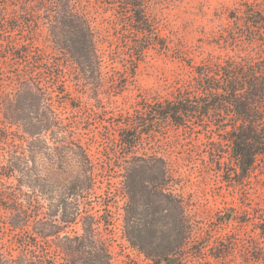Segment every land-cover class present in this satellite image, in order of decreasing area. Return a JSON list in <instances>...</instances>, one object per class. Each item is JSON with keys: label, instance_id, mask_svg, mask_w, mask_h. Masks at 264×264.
Listing matches in <instances>:
<instances>
[{"label": "trees", "instance_id": "16d2710c", "mask_svg": "<svg viewBox=\"0 0 264 264\" xmlns=\"http://www.w3.org/2000/svg\"><path fill=\"white\" fill-rule=\"evenodd\" d=\"M240 1L239 8L229 16L232 24L223 29L218 45L225 41L236 47L243 40L248 46L259 44L258 57L242 50L231 56H211L200 66H192L196 76L178 88L174 99L135 106L133 113L123 112V119L114 122L122 129L119 146L124 152L121 157L115 153L109 156L124 161L121 168L130 183L125 187L129 199L132 200L135 189L134 176L150 169L149 160L134 156L137 133H149L157 124L171 122L184 127L217 115L221 118L216 120L218 126L232 127L228 140L237 166L234 175H250L258 162L264 164V8L260 3ZM154 2L0 0V75L5 76L3 65L9 58L15 62L14 78L11 76L14 94L3 95L0 102V240L5 228L18 234L30 232L26 239L17 238V249L0 247V264H113L114 240L103 238L100 222H85L81 234L73 230L81 215L78 201L95 185L94 155H89L72 127L63 125L58 110L65 103L81 109L75 102L79 99L70 91V81L97 89L105 80L112 86L120 82L121 92L149 50L167 49V40L160 35L150 12ZM92 3L106 12L113 11L115 19L111 24L115 30L119 28L132 36H117L104 49L106 42L98 27V17L89 9ZM25 14L33 20L25 23ZM24 24H48L58 53L44 52L35 37L17 38L16 32L22 31ZM108 62L123 64L124 68L117 71L113 67L112 72H104ZM22 100L29 104H22ZM25 111L28 113H21ZM17 124L31 139H26V148L14 144L15 148L8 150L5 145L13 134L9 129ZM83 124L85 130L90 129L89 122ZM44 158H50L53 167L47 170L42 165ZM79 160L86 170L72 174ZM104 167L102 164L101 168ZM25 187L28 191L21 197ZM47 196V212L42 215L39 199ZM260 212L257 218L264 222V209ZM128 214L130 226V210ZM155 264L173 262L163 258Z\"/></svg>", "mask_w": 264, "mask_h": 264}, {"label": "rangeland", "instance_id": "374dc122", "mask_svg": "<svg viewBox=\"0 0 264 264\" xmlns=\"http://www.w3.org/2000/svg\"><path fill=\"white\" fill-rule=\"evenodd\" d=\"M249 1L264 8V0ZM154 3L150 12L160 35L167 40V49L149 50L121 92L120 82L112 86L105 80L97 89L72 78L70 91L79 99L75 102L81 109L65 103L58 110L63 125L72 127L89 155H94L95 185L78 201L81 215L73 230L81 234L85 222H100L103 238L114 240L113 264H155L163 258L173 264H264V222L257 218L264 209V164L258 162L250 175L241 178L234 175L237 166L228 140L232 127L218 126L216 120L221 118L217 115L184 127L167 122L153 126L149 133H137L134 156L149 160L150 169L134 176L132 200L125 195V187L130 183L121 168L124 161L109 156L115 153L121 157L124 152L119 146L122 129L113 125L123 119L122 113H133L135 106L174 99L178 88L196 76L192 66H200L211 56H231L238 50L254 57L261 54L259 44L248 46L245 40L236 47L225 41L218 45L223 29L232 24L229 16L239 8L240 0H155ZM93 6L92 3L89 9L98 17V27L106 42L104 49L117 36H132L119 28L115 30L111 24L115 19L113 11ZM23 20L28 23L33 18L25 14ZM24 27L16 32L17 38L35 37L37 46L44 52L58 53L48 24L40 27L24 24ZM14 63L9 58L3 65L0 102L3 95L14 94L11 78H14ZM110 64H104V72H112L113 67L117 71L124 68L120 63ZM22 104L29 103L22 100ZM84 122H89L90 129H84ZM9 130L13 134L5 147L13 150L15 144L26 148V139L31 138L23 126L17 124ZM42 163L47 170L53 167L50 158H44ZM84 170L86 166L79 160L72 174ZM27 191L25 187L21 197ZM47 198L39 199L42 215L47 212ZM128 210L132 213L130 226ZM3 231L0 247L4 249H17V238L30 237L28 230L19 234L6 228ZM18 253L15 251V255Z\"/></svg>", "mask_w": 264, "mask_h": 264}]
</instances>
